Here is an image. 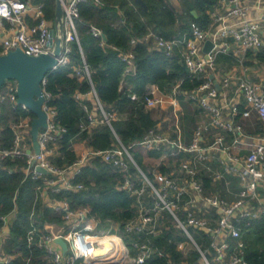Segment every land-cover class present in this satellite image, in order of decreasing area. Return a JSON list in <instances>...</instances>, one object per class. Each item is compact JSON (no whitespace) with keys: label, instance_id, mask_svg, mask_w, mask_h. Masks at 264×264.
<instances>
[{"label":"built area","instance_id":"2783aa9c","mask_svg":"<svg viewBox=\"0 0 264 264\" xmlns=\"http://www.w3.org/2000/svg\"><path fill=\"white\" fill-rule=\"evenodd\" d=\"M89 1L103 4L102 0L63 1L64 32L58 33L63 37V49L55 69L70 63L72 43L76 42L80 46L76 22L80 5ZM167 1L178 7L180 0ZM244 1L220 0L210 14L214 30H205L199 24L192 23L188 38L167 39L153 30L141 39L132 38V47L141 41L166 56L178 51L190 79L198 80L199 84L192 90L184 91L181 82H178L169 92H163L157 85L150 84L145 106L149 110L164 107L171 110L169 130L163 131L161 122H158L140 142L129 147L116 136L117 145L113 148L97 153L90 149L66 169L56 168L49 158L55 154L56 145L67 130L57 122L56 109L48 104L51 95L44 88V78L42 88L46 101L43 110L48 116V126L39 135L40 154L34 153L31 144L32 119L25 117L11 123L14 138L10 147H0V162L25 159L27 174L38 179L44 174L31 169V163L35 160L36 166L45 168L52 175V178H44L47 187L53 188L55 192L78 191L84 186L73 185L72 181L86 166L89 157L96 154L123 174L121 189L134 196L138 203L137 214L125 223L123 229L124 234L131 237L129 243L123 235L111 232V228H100L99 220L89 217V210L72 211L68 202L59 201L53 206L65 211V224L45 223L41 229L34 223L27 233L29 247L42 249L52 264H143L157 253L165 255L158 251L152 237L161 233L159 222L162 213L167 212L186 238L177 243L183 259L174 260L167 255L168 264H248L243 234L264 217V125L261 132L252 134L247 129V122L256 116L264 124V88L261 83L246 76V60L248 52L264 44V16L253 17L251 6L244 4ZM125 24V19H121L119 25ZM0 25L7 26L6 36L0 38V55L21 49L29 56H39L54 50L50 38L55 23L47 19L43 3L0 0ZM91 32L101 39V45L104 46L106 42L102 30L92 25ZM229 39L236 48L231 49ZM209 40L213 42L214 48L211 52H205V44ZM80 51L82 54L81 46ZM221 54L233 56L236 65L224 70L216 78L214 68ZM121 57L126 64L125 78L134 75L135 53L132 50L122 52ZM74 73L79 78L86 76L92 86L90 92L77 93L75 96L87 113V121L82 123V129L104 123L112 126L111 121L117 119V114H108L104 109L86 62L83 67L76 68ZM17 90V81H8L0 93V101L7 99L18 106ZM166 98H171L168 106H165ZM181 98L197 110V121L190 137L184 134L183 114L179 107ZM240 98L246 103L244 109ZM90 102L93 107L89 105ZM137 147L141 148L143 155L151 151L161 152L160 158L152 157L160 160L158 168L148 166L153 177H149L134 159L131 149ZM161 165L166 167V172L159 170ZM132 167L137 171L135 175L130 173ZM204 178L211 181V186L220 184L221 188H207ZM12 217L13 214L0 217V264H10L22 255L3 253L6 238L2 230L4 226L10 225ZM191 229L202 232L208 241H205V247L197 243ZM58 238L67 243V252L56 243ZM185 242L192 244L193 251L199 254L198 259H191L192 254L188 255L185 251ZM106 243H111L112 249L98 256L97 251L105 250ZM33 259L27 257V264H32Z\"/></svg>","mask_w":264,"mask_h":264},{"label":"trees","instance_id":"16d2710c","mask_svg":"<svg viewBox=\"0 0 264 264\" xmlns=\"http://www.w3.org/2000/svg\"><path fill=\"white\" fill-rule=\"evenodd\" d=\"M35 4L43 3L45 15L51 22L55 21L57 0H31ZM147 8L135 0H102V5L89 1L80 5L77 28L80 46L71 44L70 63L52 70L46 76V92L51 95L49 106L56 109V120L66 128V133L56 145L55 154L49 160L59 169H66L74 164L79 156L74 143L84 142L93 153L109 150L117 145L116 136L129 147L140 142L145 134L155 128L159 122L155 113L145 106V96L150 84L157 85L161 91L169 92L181 82V89L192 90L198 86V80H191L186 66L181 63L178 51L166 56L156 49H151L144 42L130 45L132 38H143L148 32L155 31L167 39L188 38L191 24L197 23L203 29L211 25L210 14L218 6L220 0H180L176 7L167 0H144ZM125 19V25H119ZM100 28L107 37L104 46L101 39L91 32V26ZM132 50L135 53L136 72L125 78L126 64L121 53ZM2 49L0 48V53ZM84 61L91 71V79L100 102L108 114L116 113L117 119L112 126L99 124L82 129L87 121V113L76 100V94H86L92 86L86 76H75V69L83 67ZM218 61L231 62V58L220 55ZM125 79V84L122 85ZM5 87V86H4ZM0 90V93L4 90ZM136 98L133 99L132 96ZM89 105L91 107L92 103ZM35 115L21 106L13 105L9 100L0 101V147L11 146L14 132L11 123L21 118ZM186 122L195 125L194 114H188ZM260 126V122H257ZM32 144V141H31ZM134 159L149 176L152 172L144 161L140 147L131 149ZM147 155L160 158L161 152L151 151ZM28 164L25 159H6L0 162V217L12 215L9 225L10 234L5 240L3 253L19 255L10 264H27L26 258L33 257L32 264H52L45 252L38 247H29L27 233L35 223L43 228L45 223L64 225L65 211L55 208L53 204L66 201L72 211L89 210V217L99 220V227L123 235L129 243L131 237L124 234V225L137 214V199L121 189L123 174L106 163L102 156L93 154L81 173L72 181L73 185L82 184V190H62L55 192L47 187L43 175L35 179L27 174ZM159 170L166 172L161 165ZM136 169L130 173L135 175ZM207 188L217 190L220 184L211 186V181L204 178ZM33 215V216H32ZM215 217V215H212ZM0 225L2 222L0 221ZM161 233L152 237L158 251L165 255H157L143 264H168L167 255L174 260H182L183 254L177 243L186 238L174 223L173 217L163 212L159 222ZM201 247H205L207 239L201 231L191 229ZM133 237V236H132ZM246 241V260L248 264H264V217L243 234ZM208 242V241H207ZM199 254L192 252V260Z\"/></svg>","mask_w":264,"mask_h":264},{"label":"water","instance_id":"95a60500","mask_svg":"<svg viewBox=\"0 0 264 264\" xmlns=\"http://www.w3.org/2000/svg\"><path fill=\"white\" fill-rule=\"evenodd\" d=\"M63 1L57 0L56 2L55 28L51 31L50 38V45L53 46L54 44L52 53L29 56L21 49H16L0 55V90L8 81H17L18 106H24L35 115L31 124V136L33 151L36 155H39L41 152L39 144L40 132L48 126V116L43 110L46 98L43 92L42 82L47 74L56 68L58 58L62 55L63 37L59 36L58 33L64 32ZM135 1L147 8L144 0ZM103 39L107 42L106 35H103ZM213 48L214 44L209 40L205 44L204 51L211 52ZM216 86L220 89L218 84ZM31 169H35L38 173L44 175H50V172L45 168L36 166L35 160L31 163ZM56 243L61 245L64 252L68 251V245L62 238L56 239ZM112 247L111 243H106V249L98 250L96 254L98 256L105 255Z\"/></svg>","mask_w":264,"mask_h":264},{"label":"crops","instance_id":"0c3cea01","mask_svg":"<svg viewBox=\"0 0 264 264\" xmlns=\"http://www.w3.org/2000/svg\"><path fill=\"white\" fill-rule=\"evenodd\" d=\"M244 4L251 6V15L253 17L264 16V0H245ZM6 29H7L6 25L4 26L0 25V38H3V36H6L7 34ZM209 29L214 30L215 26L210 25ZM229 42L232 44L231 49L236 48V45H234L231 39H229ZM230 53L233 54V50H231ZM221 55L230 57L231 62L229 61L222 62V61H218L217 59V65L214 68V73H216V78H219L224 70H228L230 67H233L236 65L235 58L233 56H229L226 54H221ZM246 66H247L246 76L254 82L261 83L264 88V44L261 48L248 52ZM170 99L171 98H166L165 106L169 105ZM240 99H241L240 101L242 104L241 107L242 109H244L246 107V103L243 100V98H240ZM179 102H180L179 107L182 109L183 122L185 125L184 134L187 137H190V134L192 130L194 129L195 125L189 126L186 122V119H187L188 114H191V113L194 114L195 118H197L196 117L197 110H196V107H194L190 102L184 100V98H181ZM152 111H154L155 113V118L158 119L159 122H161L162 130L168 131L169 126H170V118L168 116L171 110H168L166 107H164L162 109H153ZM157 113L161 115H166V118L162 119V117H156ZM257 122H260V121L256 118V116H252L251 120L247 122V129L250 133L257 134L261 132V130L263 129L264 124L260 122V126H257L258 125ZM172 136L174 135L172 134ZM74 149L78 156H81L83 153L90 150V148H88L84 142L74 143ZM2 232H3L4 238L7 239V237L10 234L9 225L4 226Z\"/></svg>","mask_w":264,"mask_h":264},{"label":"rangeland","instance_id":"374dc122","mask_svg":"<svg viewBox=\"0 0 264 264\" xmlns=\"http://www.w3.org/2000/svg\"><path fill=\"white\" fill-rule=\"evenodd\" d=\"M156 117H162V119H163V118H166V115H161V114L157 113ZM168 117H170V116H168ZM144 155H145L144 156V161H145L146 165L152 166L153 168L154 167L158 168L159 162H160L159 159L158 160L157 159H152V157L148 156L146 153ZM184 246H185L184 247L185 251L188 253V255H191L192 252H193L192 244L190 242H185Z\"/></svg>","mask_w":264,"mask_h":264}]
</instances>
